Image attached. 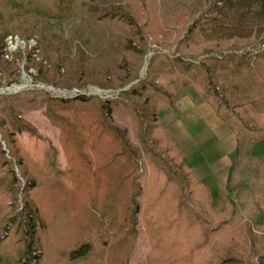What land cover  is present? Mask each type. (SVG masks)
Returning a JSON list of instances; mask_svg holds the SVG:
<instances>
[{
	"label": "rangeland",
	"instance_id": "rangeland-1",
	"mask_svg": "<svg viewBox=\"0 0 264 264\" xmlns=\"http://www.w3.org/2000/svg\"><path fill=\"white\" fill-rule=\"evenodd\" d=\"M117 6L138 27L141 38L134 34L136 28L108 12ZM220 8L209 7L208 0H75L59 32L31 14L11 23L0 58L15 68L16 76L0 72V114L9 120L10 129L35 164L29 174L44 172L43 178L36 176V187L31 190L33 201L39 205L41 227L36 234L38 248L29 255L37 257H30L28 263L22 259L21 264H34L35 260L39 264H156L158 259L154 263L148 258L153 225L168 230L174 223L169 235L173 236L172 244L178 242L175 228L183 221L181 213L187 202L179 178L142 142L144 123L131 100L120 93L145 78L148 63L156 53L195 64L206 57L245 54L264 70V25L234 29L220 15ZM33 26V35L26 37ZM126 44L136 51L127 49ZM29 58L42 61L50 72L39 73ZM219 76L215 81L220 87L230 86L231 75ZM109 78L114 81L109 82ZM240 83L237 91L227 92V97L236 104L234 92H243L240 101L246 108L238 112L249 118L244 111L250 109L252 115H258L254 128L262 131L264 79L262 88L252 92V97L244 93L245 85ZM77 95L96 96L109 104V122L124 132L137 162L132 180L123 185L108 172L110 168L106 170L100 179L92 181L90 189L97 184L98 191L92 193L91 189L86 200L71 193L72 176L59 141L64 119L49 109V99ZM196 115L194 112L193 117ZM207 120L205 117L203 122ZM259 131H245L232 157L234 165L226 184L228 198L218 212L213 211L215 204H209L204 214L214 224L223 220L236 224L237 241L232 253H239L248 264L264 263V226L257 229L253 225L264 211V162L260 161L264 159V142L259 144L254 139L264 134ZM89 166L94 176V165ZM24 185L16 167L12 176L0 166V191L11 188L17 211L23 205ZM130 201L139 209L134 229L127 234L126 228L131 225H124L123 219L131 217ZM74 209L78 211L75 221L70 214ZM195 209L200 212L197 206ZM247 224L251 234L247 233ZM83 243L90 245L89 251L73 259L71 252ZM252 244L254 255L249 252Z\"/></svg>",
	"mask_w": 264,
	"mask_h": 264
},
{
	"label": "trees",
	"instance_id": "trees-1",
	"mask_svg": "<svg viewBox=\"0 0 264 264\" xmlns=\"http://www.w3.org/2000/svg\"><path fill=\"white\" fill-rule=\"evenodd\" d=\"M74 3L75 0H0V54L4 39L10 35L8 27L16 18L35 15L59 32L62 30L63 19L70 15ZM208 3L213 9L220 6L218 12L234 29H250L264 25V0H215L214 3L208 0ZM121 10L122 8L117 6L108 12L112 13L113 17H120L127 25L133 26L128 16ZM133 28H136L134 34L141 38L142 34L138 27L134 25ZM34 30L33 26L26 37L33 35ZM42 38L45 40L46 34H43ZM58 39L61 40L62 36L59 35ZM126 48L136 51L129 44H126ZM28 61L39 73L50 72L42 61L35 62L30 58ZM15 71L14 67L10 68V64L0 58L1 73L8 72L11 77H15ZM53 71L55 73V69ZM221 72L223 75L232 76V83L227 86L228 89L220 87L215 81L222 75ZM77 79L80 80V76ZM235 79L237 83H233ZM262 79L264 70L258 68L254 58L249 60L245 54L234 53L221 58L211 56L195 64L183 58L170 59L166 54L156 53L148 63L145 78L137 86L120 93L131 100L135 112L144 123L141 132L142 142L149 145L177 174L180 191L184 192L187 200L181 213L183 221L175 228L178 242L172 244L173 236L169 235V231L174 229V223L169 224L168 230L153 225L150 234L152 249L148 256L149 262L158 259L156 264H248L247 259L239 253H232L234 242L237 241L234 231L237 228L236 224L227 220L214 224L212 218L204 215L209 206V188L196 177L187 164L177 142L162 126L159 113L165 107H172L177 93L191 86L212 108L214 114L231 127L237 141H240L245 131H259L258 127L254 128L256 125L254 120L258 115H252L250 109L244 111V115L248 113L249 118L239 114L240 108L244 110L246 108L242 104L243 101H240L243 92H236L237 94L234 92L238 97L236 104H231L227 92L237 91L241 82V85H245L244 93L252 97V92L262 88ZM108 81L112 83L114 79L109 78ZM144 95L145 98L141 100ZM49 109L64 119L59 141L72 176V194L81 195L86 200L91 189L92 193H96L97 184L90 189L92 181L100 179L109 168L111 171L108 172L117 181L120 180L122 185L132 180L137 171L136 154L129 147L124 132L109 122L111 107L107 102L96 96L85 95L66 99L51 98ZM259 132L264 133V128ZM254 139L256 143H261L264 141V134H258ZM89 165H94V176ZM0 166L12 176H15L16 167L25 181L20 211L15 209L11 188L7 187L0 191V264H21L22 259H26L28 263L31 257L29 253L38 248L36 234L41 227L39 205L36 200L33 201L31 190L36 187V176L41 179L44 172L37 170L36 173L29 174L35 164L19 143L15 132L10 129L9 120L1 114ZM133 186L135 189V184ZM130 204L131 217L126 216L123 219L124 225L126 223L131 225V228H126L127 234L134 229L133 225L137 220L135 214L139 209L134 201H130ZM196 206L200 212L195 209ZM77 213L75 209L70 213L74 221ZM253 225L257 229L264 226V211H261ZM247 227V233L251 234L248 224ZM55 240L58 241L59 238ZM89 246L88 243H83L74 248L71 252L72 258L85 255L89 251ZM249 252L252 255L256 254L253 244ZM32 257L36 259L37 256ZM34 264L39 262L35 260Z\"/></svg>",
	"mask_w": 264,
	"mask_h": 264
},
{
	"label": "crops",
	"instance_id": "crops-1",
	"mask_svg": "<svg viewBox=\"0 0 264 264\" xmlns=\"http://www.w3.org/2000/svg\"><path fill=\"white\" fill-rule=\"evenodd\" d=\"M194 112L196 117H193ZM160 118L196 177L209 188V204L212 207L215 204L213 211L218 212L228 198V174L234 165L235 147L240 144L234 131L191 86L177 93L174 105L162 109Z\"/></svg>",
	"mask_w": 264,
	"mask_h": 264
}]
</instances>
